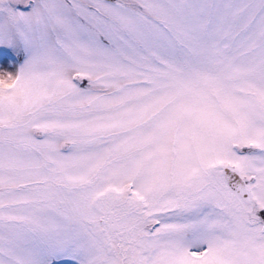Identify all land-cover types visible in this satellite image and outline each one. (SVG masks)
Listing matches in <instances>:
<instances>
[{
	"label": "snow or ice",
	"instance_id": "obj_1",
	"mask_svg": "<svg viewBox=\"0 0 264 264\" xmlns=\"http://www.w3.org/2000/svg\"><path fill=\"white\" fill-rule=\"evenodd\" d=\"M0 264H264V0H0Z\"/></svg>",
	"mask_w": 264,
	"mask_h": 264
}]
</instances>
